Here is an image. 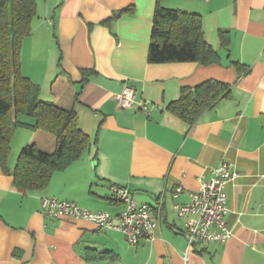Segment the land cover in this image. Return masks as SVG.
<instances>
[{"label":"crops","instance_id":"1","mask_svg":"<svg viewBox=\"0 0 264 264\" xmlns=\"http://www.w3.org/2000/svg\"><path fill=\"white\" fill-rule=\"evenodd\" d=\"M36 4L20 72L39 100L75 112L90 146L54 172L45 189L24 193L12 179L20 150L35 144L51 152L54 139L27 126L14 130L7 172L0 165V264H264V0L162 1L164 8L201 16L203 39L217 55L210 65L148 62L156 0ZM210 80L228 85L229 94L193 123L169 110L187 89ZM124 87L147 103L149 115L137 105L120 107L115 96ZM18 120L33 124L25 116ZM222 160L239 174L225 187L232 235L224 244L187 247L185 221L174 205L186 203ZM178 185L183 191L175 197ZM111 187L127 188L152 209L158 219L153 240L132 247L119 232L41 213L47 197L116 221L123 205Z\"/></svg>","mask_w":264,"mask_h":264},{"label":"trees","instance_id":"2","mask_svg":"<svg viewBox=\"0 0 264 264\" xmlns=\"http://www.w3.org/2000/svg\"><path fill=\"white\" fill-rule=\"evenodd\" d=\"M156 0L153 12L149 63L197 62L210 65L217 62L215 51L206 44L202 33V18L198 14L164 8ZM36 0H0V165L6 166L14 130L29 127L50 135L54 149L46 152L35 144L22 148L12 173L13 185L22 192L46 188L54 172L62 171L78 160L89 148L90 139L78 128V118L71 109L38 99V89L20 72L22 43L32 29L36 16ZM128 7L125 12H131ZM239 74L244 69L237 67ZM186 92V93H185ZM169 110L193 123L218 99L229 94V86L206 81L194 90H186ZM33 119L31 126L18 117Z\"/></svg>","mask_w":264,"mask_h":264},{"label":"built area","instance_id":"3","mask_svg":"<svg viewBox=\"0 0 264 264\" xmlns=\"http://www.w3.org/2000/svg\"><path fill=\"white\" fill-rule=\"evenodd\" d=\"M51 24V21H49ZM122 108L137 105L146 115L150 109L146 102H137L131 87H124L115 96ZM234 165L222 160L213 168L207 177L199 179L196 191L188 192L189 200L183 204H175L174 211L178 219H183L184 236L187 247L198 241L207 246L224 244L232 235L225 221L227 197L225 187L228 182L238 178ZM111 196L123 205L116 221L106 212H95L81 207L74 202L44 197L40 200V209L46 219H83L94 225L96 232L104 230L119 232L128 245L135 247L144 241L154 239V231L158 219L146 204H139L125 187H111ZM183 191L182 186L175 188L176 197ZM184 260L187 261L186 252Z\"/></svg>","mask_w":264,"mask_h":264},{"label":"rangeland","instance_id":"4","mask_svg":"<svg viewBox=\"0 0 264 264\" xmlns=\"http://www.w3.org/2000/svg\"><path fill=\"white\" fill-rule=\"evenodd\" d=\"M39 1V0H38ZM175 2L176 0H168V2ZM46 135V134H45ZM51 137V136H50ZM18 141L21 142V138L17 139L16 142L14 140V142L12 141V144L13 146H17L18 145ZM44 150H46V152H49L48 150H51V147L47 148V147H44ZM10 152H11V148H10Z\"/></svg>","mask_w":264,"mask_h":264}]
</instances>
